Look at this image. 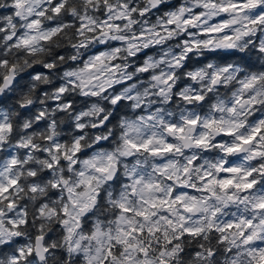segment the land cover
<instances>
[{"label": "clouds", "instance_id": "clouds-1", "mask_svg": "<svg viewBox=\"0 0 264 264\" xmlns=\"http://www.w3.org/2000/svg\"><path fill=\"white\" fill-rule=\"evenodd\" d=\"M0 264H264V0H0Z\"/></svg>", "mask_w": 264, "mask_h": 264}]
</instances>
